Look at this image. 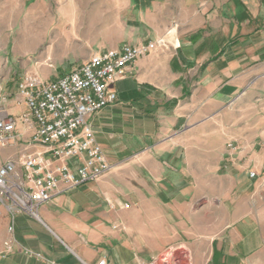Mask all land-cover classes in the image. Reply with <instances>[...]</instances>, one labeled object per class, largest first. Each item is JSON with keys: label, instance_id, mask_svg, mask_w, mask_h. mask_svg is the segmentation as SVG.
I'll list each match as a JSON object with an SVG mask.
<instances>
[{"label": "crops", "instance_id": "0c3cea01", "mask_svg": "<svg viewBox=\"0 0 264 264\" xmlns=\"http://www.w3.org/2000/svg\"><path fill=\"white\" fill-rule=\"evenodd\" d=\"M53 27L83 47L75 67L165 45L130 64L115 101L89 119L107 174L60 184L37 217L15 213L11 236L0 207V264H264V132L247 147L210 143L211 121L264 93V0H57Z\"/></svg>", "mask_w": 264, "mask_h": 264}, {"label": "built area", "instance_id": "2783aa9c", "mask_svg": "<svg viewBox=\"0 0 264 264\" xmlns=\"http://www.w3.org/2000/svg\"><path fill=\"white\" fill-rule=\"evenodd\" d=\"M164 45L107 49L54 80L25 75L12 92L0 87V207L10 215V236L15 213L37 217L36 207L51 202L60 184L73 189L110 171L89 119L115 101L113 84L130 64Z\"/></svg>", "mask_w": 264, "mask_h": 264}, {"label": "rangeland", "instance_id": "374dc122", "mask_svg": "<svg viewBox=\"0 0 264 264\" xmlns=\"http://www.w3.org/2000/svg\"><path fill=\"white\" fill-rule=\"evenodd\" d=\"M44 1L28 4L25 0H0L2 82L13 83L25 75L50 81L80 63L70 56L76 47L77 54H81L83 47L62 43L53 27L57 21V0ZM88 20L89 13L85 11L82 32L87 31L84 26ZM49 21L55 23L50 28ZM210 132L216 134L211 137V146L247 147L264 132V93L257 98L251 94L240 97L226 110L219 126L211 121Z\"/></svg>", "mask_w": 264, "mask_h": 264}]
</instances>
